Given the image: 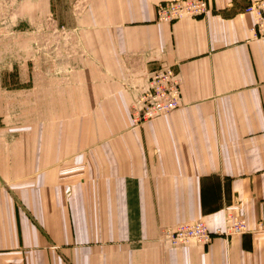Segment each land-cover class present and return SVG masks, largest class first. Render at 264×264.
Here are the masks:
<instances>
[{"label":"crops","instance_id":"1","mask_svg":"<svg viewBox=\"0 0 264 264\" xmlns=\"http://www.w3.org/2000/svg\"><path fill=\"white\" fill-rule=\"evenodd\" d=\"M160 1L35 0V60L0 68V264H264V232L161 236L228 212L264 220L253 0L172 23ZM162 66L180 73L182 105L135 126L131 104Z\"/></svg>","mask_w":264,"mask_h":264},{"label":"built area","instance_id":"2","mask_svg":"<svg viewBox=\"0 0 264 264\" xmlns=\"http://www.w3.org/2000/svg\"><path fill=\"white\" fill-rule=\"evenodd\" d=\"M207 0H164L156 5V20L161 23L205 15L209 11ZM246 12L254 17L250 30L254 37L264 36V0H253ZM182 105V77L173 66L154 69L149 75L143 92L131 104V123L143 125L153 118L171 113ZM264 232V220L251 227L246 218L235 212L226 214L225 225L211 228L206 221L198 219L183 222L174 227L166 226L161 231L162 239L173 246L191 242L209 244L215 236L229 238L235 234Z\"/></svg>","mask_w":264,"mask_h":264},{"label":"rangeland","instance_id":"3","mask_svg":"<svg viewBox=\"0 0 264 264\" xmlns=\"http://www.w3.org/2000/svg\"><path fill=\"white\" fill-rule=\"evenodd\" d=\"M34 55L35 0H0V68H20Z\"/></svg>","mask_w":264,"mask_h":264}]
</instances>
